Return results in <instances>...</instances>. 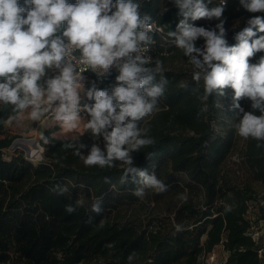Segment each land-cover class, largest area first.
Returning <instances> with one entry per match:
<instances>
[{
  "label": "trees",
  "instance_id": "trees-1",
  "mask_svg": "<svg viewBox=\"0 0 264 264\" xmlns=\"http://www.w3.org/2000/svg\"><path fill=\"white\" fill-rule=\"evenodd\" d=\"M134 2L141 17L148 16V21L163 26L169 38L174 37L184 19L175 0ZM205 4L209 9L220 6L219 0ZM253 15L262 14L249 13L240 0H226L221 19L229 45L238 43L235 36ZM232 19L238 25L229 27ZM188 23L218 32L220 20L189 19ZM204 45L203 37L195 41L197 48ZM166 50L170 48L158 42L151 60L143 65L149 69L144 75L153 77L148 87L166 83L153 113L137 122L139 138L153 143L136 149L125 145L130 163L113 160L111 167L86 166L82 157L93 146L107 155L103 135H94L87 127L73 137H56L54 128L45 129L39 138L42 158L34 163L25 158L23 149L9 148L16 136L8 133L5 123L18 113L14 105L0 102V262L200 264L205 254L220 247L226 252L223 264H264L248 234L246 217L250 202L258 201L251 182L264 185V141L249 137L241 148L239 162L250 182L239 180L225 165L237 146L236 125L244 112L257 116L261 112L247 98L239 101L244 112L229 107L234 105L231 88L205 99L201 69L195 65L194 72L169 69V58L185 55L180 48ZM261 56L264 52L249 62L257 63ZM196 72L201 73L199 81L193 79ZM118 75L89 78L79 105L94 103L87 96L90 89L111 94ZM48 79L46 71L40 85L47 87ZM90 119L87 113L86 125ZM141 171L154 175L164 190L146 186ZM137 190L142 195H135ZM93 205L100 211H93ZM69 206L73 212L66 211Z\"/></svg>",
  "mask_w": 264,
  "mask_h": 264
},
{
  "label": "clouds",
  "instance_id": "clouds-1",
  "mask_svg": "<svg viewBox=\"0 0 264 264\" xmlns=\"http://www.w3.org/2000/svg\"><path fill=\"white\" fill-rule=\"evenodd\" d=\"M175 2L184 17L178 25L180 34L176 35L175 43L204 73V98L214 91L224 95V89L231 88L233 106L241 112L244 110L239 101L242 98L252 101V108L259 109L261 115L244 112L236 131L244 139L252 137L264 141V56L257 63L249 62L256 53L264 52V0H240L246 11L262 15L248 19V26L235 36L238 42L235 45L228 44L225 21L221 19L226 0L211 9L205 0ZM139 7L134 0H76L75 3L68 0H23V3L21 0H0V102L14 105L17 113L31 108L29 117L32 120H38L51 110L62 128L73 130L80 119L78 89L82 73L91 68L103 76L115 67L119 75L111 94L107 90L90 89L87 96L94 103L84 106L91 117L86 127L94 135H103L107 155L93 146L90 154L82 159L86 166L99 165L101 168L111 167L113 160L130 163L125 145L136 149L153 143L150 139L139 138L137 122L153 113L157 98L163 95V83H166L148 87L153 77L144 75L149 69L143 65L149 60L139 54L133 55L141 52L142 44L146 46L152 42L148 35L152 27L149 17H141ZM212 18L220 20L216 25L218 32L188 23L189 19ZM200 37L205 40L203 49L195 46ZM76 50L80 57L74 64L72 53ZM79 65L83 67L77 70ZM50 68L59 69V73L49 78L47 87L43 88L39 81ZM160 70L157 61L156 71ZM193 79L199 81L201 73H194ZM12 119L15 117H10L9 122ZM138 174L146 186L164 190L154 175L148 176L143 171ZM135 195H142V191L137 190ZM92 210L100 211L97 205H93ZM66 211L70 213L74 209L69 206Z\"/></svg>",
  "mask_w": 264,
  "mask_h": 264
},
{
  "label": "rangeland",
  "instance_id": "rangeland-1",
  "mask_svg": "<svg viewBox=\"0 0 264 264\" xmlns=\"http://www.w3.org/2000/svg\"><path fill=\"white\" fill-rule=\"evenodd\" d=\"M69 3H75L76 0H68ZM238 25V20L232 19L228 21V26H236ZM166 65L169 69H174V70H189L191 72L197 71V69L191 64V62H188V57L187 56H176L174 58H169L168 61L166 62ZM86 85V84H85ZM82 85L79 89V95L80 99H82L85 96V90L84 86ZM43 88H46V85L44 84L42 86ZM229 107L233 108L234 106L232 104H228ZM15 117V116H13ZM86 120V119H85ZM6 130L10 135H15V139L18 138H36L39 140L40 136H31L29 133L30 132V127L29 125H25L21 121H16L15 119H12L10 122L9 120L6 121L5 123ZM85 129V128H84ZM83 129V130H84ZM244 138L240 137L238 135V142L235 150L229 155L227 158L225 165L226 167H230L232 171L235 172L237 175L238 179L246 182V181H251L250 176L248 175L245 167L239 162L240 160V152L241 148L243 147L244 144ZM21 149V148H20ZM34 163L36 161H33ZM254 190L256 191V196L258 197L259 202H255L256 204H253L251 214L253 217L259 221L258 225L262 226L263 232H264V218H261L262 215H264V185L256 182H251ZM214 258L212 260L210 259H205V256L201 258L200 264H223L224 260V254L222 251V248L216 247L213 251ZM264 258V256H262ZM0 264H13L10 261L6 262H0ZM19 264V263H17Z\"/></svg>",
  "mask_w": 264,
  "mask_h": 264
},
{
  "label": "built area",
  "instance_id": "built-area-1",
  "mask_svg": "<svg viewBox=\"0 0 264 264\" xmlns=\"http://www.w3.org/2000/svg\"><path fill=\"white\" fill-rule=\"evenodd\" d=\"M219 3L221 5V0H219ZM200 21L205 22L206 19H200ZM148 23L152 26L151 31L148 33L152 42L146 46L142 44L140 46L141 52L140 53H134L133 55L139 54L142 57L147 58L150 61L152 54H153V51L155 49V46L158 42L165 43V47L170 48L169 51H172L173 49L178 48L176 46L175 41H176V35L180 34L179 28L175 31L174 37L169 38L165 34L163 26L159 25L156 21H148ZM145 48L147 50H145ZM169 51L166 50V53H168ZM164 53H165V51H164ZM72 56L75 57V60L72 61L75 64L79 60V57H80L79 51L78 50L73 51ZM79 67H83V65H79L77 70H79ZM46 71H47L48 78H52V77L58 75V73H59V69H56V68L46 69ZM116 72H119L118 69L113 67L110 69V72L108 74H105L103 76H106V75H109L112 73H116ZM82 76H83V79L80 81L81 86L85 85V83L87 82V80L89 78L98 79L99 77H101L100 75L97 74V72H93L91 68H89L87 71L83 72ZM52 107L54 109L55 104ZM79 108H80V112H79L80 119H86L88 112L84 109L83 105H79ZM50 116H54L53 112L51 110H49L45 114V117H50ZM42 151H43L42 145L40 143L37 144V146L35 148L29 150L28 159H30L32 161H37V160L41 159L42 158ZM258 202H259V200H258ZM252 207H253V202H250L249 208H248L247 214H246V217L250 220V227L248 230V234L251 236V238L254 240L255 244L257 245L258 256L262 257V256H264V232H263L262 226L258 225L259 221L258 220L254 221L255 218L251 214ZM204 256H205V259L212 260L214 258L213 252L207 253Z\"/></svg>",
  "mask_w": 264,
  "mask_h": 264
},
{
  "label": "crops",
  "instance_id": "crops-1",
  "mask_svg": "<svg viewBox=\"0 0 264 264\" xmlns=\"http://www.w3.org/2000/svg\"><path fill=\"white\" fill-rule=\"evenodd\" d=\"M30 112H31V108H28L24 110L22 113H18L17 115H15V120L16 121L19 120L23 122L25 125H29L30 132H32L29 133L31 136H36V135L40 136L45 129L54 128L55 130L53 131V135L56 137H73L81 133L83 129L86 127L85 119H79L78 126L73 130H69L66 128H62L60 124L54 120V116L45 117L46 112L43 115H41V117L38 120H32L29 117ZM222 251L223 254L226 255V252L224 250Z\"/></svg>",
  "mask_w": 264,
  "mask_h": 264
},
{
  "label": "water",
  "instance_id": "water-1",
  "mask_svg": "<svg viewBox=\"0 0 264 264\" xmlns=\"http://www.w3.org/2000/svg\"><path fill=\"white\" fill-rule=\"evenodd\" d=\"M21 141H25V142H21ZM31 142V145H29L27 142ZM37 144H39V140L36 138H18L13 140L12 144L10 145V149H16V148H21L24 150V156L25 158L28 159V152L29 150L33 147H36Z\"/></svg>",
  "mask_w": 264,
  "mask_h": 264
},
{
  "label": "bare ground",
  "instance_id": "bare-ground-1",
  "mask_svg": "<svg viewBox=\"0 0 264 264\" xmlns=\"http://www.w3.org/2000/svg\"><path fill=\"white\" fill-rule=\"evenodd\" d=\"M21 142H25V141H21ZM29 145H31V142L29 141V142H27ZM33 148H35V147H33V145H32V148L31 149H33Z\"/></svg>",
  "mask_w": 264,
  "mask_h": 264
}]
</instances>
